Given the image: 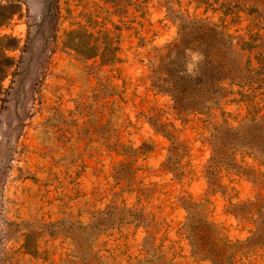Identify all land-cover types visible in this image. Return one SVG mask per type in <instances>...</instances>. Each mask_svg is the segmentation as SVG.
<instances>
[{
	"label": "rangeland",
	"instance_id": "obj_1",
	"mask_svg": "<svg viewBox=\"0 0 264 264\" xmlns=\"http://www.w3.org/2000/svg\"><path fill=\"white\" fill-rule=\"evenodd\" d=\"M0 5V264H264V0Z\"/></svg>",
	"mask_w": 264,
	"mask_h": 264
},
{
	"label": "trees",
	"instance_id": "obj_2",
	"mask_svg": "<svg viewBox=\"0 0 264 264\" xmlns=\"http://www.w3.org/2000/svg\"><path fill=\"white\" fill-rule=\"evenodd\" d=\"M16 7L13 5H0V27L4 26L15 15ZM16 47V40L8 36H0V92L1 83L7 70L12 66L9 53Z\"/></svg>",
	"mask_w": 264,
	"mask_h": 264
}]
</instances>
